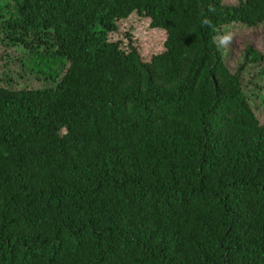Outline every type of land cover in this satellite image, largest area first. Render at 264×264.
I'll return each instance as SVG.
<instances>
[{
    "label": "trees",
    "instance_id": "trees-1",
    "mask_svg": "<svg viewBox=\"0 0 264 264\" xmlns=\"http://www.w3.org/2000/svg\"><path fill=\"white\" fill-rule=\"evenodd\" d=\"M13 4L0 40L54 84H0V264H264V123L241 80L264 55L232 71L216 41L264 23V0ZM137 19L163 32L148 59Z\"/></svg>",
    "mask_w": 264,
    "mask_h": 264
},
{
    "label": "rangeland",
    "instance_id": "rangeland-1",
    "mask_svg": "<svg viewBox=\"0 0 264 264\" xmlns=\"http://www.w3.org/2000/svg\"><path fill=\"white\" fill-rule=\"evenodd\" d=\"M222 1L227 4H236L238 0ZM12 11H14L13 0H0V14L6 18ZM122 26V29L131 32V41L143 59H148L151 53L160 49L159 43L162 40L163 32L148 29L145 20L127 21ZM222 31L223 33L216 37V41L223 51L224 60L230 70L234 71L241 62L243 50L248 44L257 48L264 55V23L252 27L234 23L224 26ZM27 51L21 45H12L6 40H0V84L15 89L53 85V79L31 70L28 60L23 63L22 58L27 56ZM37 60L40 61V58ZM58 67V64H53V68ZM36 68L47 71L41 66H36ZM260 68L261 64H249L241 73V80L243 91L252 109L259 121L264 123V75L259 73Z\"/></svg>",
    "mask_w": 264,
    "mask_h": 264
}]
</instances>
